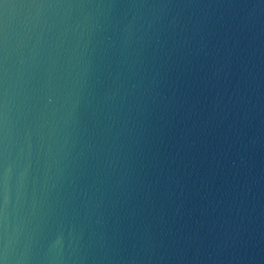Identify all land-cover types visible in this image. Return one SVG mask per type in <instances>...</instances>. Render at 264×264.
<instances>
[{
    "label": "water",
    "instance_id": "obj_1",
    "mask_svg": "<svg viewBox=\"0 0 264 264\" xmlns=\"http://www.w3.org/2000/svg\"><path fill=\"white\" fill-rule=\"evenodd\" d=\"M0 264H264V0H0Z\"/></svg>",
    "mask_w": 264,
    "mask_h": 264
}]
</instances>
